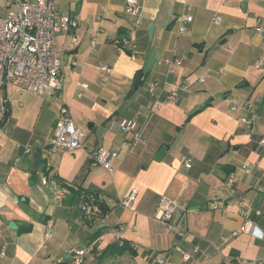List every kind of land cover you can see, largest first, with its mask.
Here are the masks:
<instances>
[{
    "label": "crops",
    "instance_id": "obj_1",
    "mask_svg": "<svg viewBox=\"0 0 264 264\" xmlns=\"http://www.w3.org/2000/svg\"><path fill=\"white\" fill-rule=\"evenodd\" d=\"M126 1L53 0L57 13L78 22L74 31L56 35L61 96L7 86L0 130V264H160L156 256L163 264H264V146L257 143L264 138V0H135L133 14L125 12ZM186 4L192 19L179 33L176 18ZM122 36L133 38L136 48L117 46L114 39ZM169 56L181 64L170 67L164 62ZM99 64L111 70L102 72ZM149 81L158 84L153 93ZM81 82L87 87L78 97ZM171 90L176 99L168 101ZM150 101H156L155 114L143 141L128 151L117 122ZM62 102L84 133L83 146L51 152ZM248 102L255 115L251 129L241 122L250 115ZM97 145L117 151L111 170L92 163ZM183 155L191 158L190 167L180 163ZM230 173L236 176L232 186ZM132 188L136 198L125 208L119 201ZM87 191L107 207L90 220L80 209ZM160 195L178 204L173 220L183 236L166 233L154 218ZM245 210L254 232L231 236ZM117 235L127 242L122 251L114 247ZM87 243L93 249L75 262L72 252ZM182 252L191 257L183 259Z\"/></svg>",
    "mask_w": 264,
    "mask_h": 264
},
{
    "label": "built area",
    "instance_id": "obj_2",
    "mask_svg": "<svg viewBox=\"0 0 264 264\" xmlns=\"http://www.w3.org/2000/svg\"><path fill=\"white\" fill-rule=\"evenodd\" d=\"M1 6L4 12H0V130L6 120L8 101L6 90L9 84L16 85L18 88L38 96L48 93H57L58 96H61L62 81L60 59L56 50V35L62 31H74L78 26L77 19L74 16L68 13L56 12L53 0H2ZM135 9V0H127L124 8L125 12L133 14ZM189 11L190 5L186 4V12L176 18L179 22V33L185 31L183 23L192 19ZM220 19V15L214 16L215 22H219ZM256 31L263 32V28L257 27ZM71 39L72 41L77 40L74 33L71 34ZM114 43L120 48L130 51L136 48L134 39L127 36L114 39ZM90 46L92 50L96 46L94 37L91 38ZM164 62L173 67L180 65L181 59L178 56H169L164 58ZM260 63L258 62L257 65H260ZM98 68L102 72L111 70L103 64H99ZM199 81L202 82L203 78H199ZM78 86L79 90L76 95L81 97L80 88H86L87 84L81 82ZM157 87L158 84L155 81H149L147 84L150 93H153ZM166 99L168 101L175 100L176 91L171 90ZM156 108V101H150L143 108L137 110L134 117L122 118L117 122V128L124 135L128 151H132L143 141L145 128L153 118ZM236 109L237 102L232 100L231 110ZM246 109L250 112V115L242 117L241 122L245 127L251 129L255 117L253 104L248 102ZM83 136L82 129L73 120L69 105L62 102L53 126L48 149L51 152L73 151L83 146ZM257 143L260 147L264 146V138L259 139ZM90 156L93 164L111 170V160L117 156V151L97 145L91 150ZM191 162L192 160L188 156L183 155L180 157V163L184 167H190ZM242 168L245 172L250 171L248 167L244 166ZM235 180V174L230 173L227 177V183L232 186ZM136 194V189L132 188L119 201V204L125 208H131ZM99 201L100 198L97 194L85 192L82 195L80 209L86 220H90L101 213ZM210 205L212 208L218 207L216 202H212ZM177 209L178 204L174 200L166 195H160L153 216L163 223L166 233L174 231L177 235L183 236L185 230L173 220V215ZM254 212L256 215L260 214L258 209ZM246 213V210L242 212L245 219L238 230L231 232V236L239 233L252 234L254 232L256 224L246 217ZM50 227L51 221H48L45 236H49ZM119 229H122V227H119ZM117 241L122 244L118 235ZM92 249L93 244L87 243L84 248L72 252V259L77 263L82 262L84 255ZM197 251L198 248L195 247L194 252ZM182 257L183 259H189L191 254L182 252ZM164 260L162 256L155 257V261L160 264H163Z\"/></svg>",
    "mask_w": 264,
    "mask_h": 264
},
{
    "label": "water",
    "instance_id": "obj_3",
    "mask_svg": "<svg viewBox=\"0 0 264 264\" xmlns=\"http://www.w3.org/2000/svg\"><path fill=\"white\" fill-rule=\"evenodd\" d=\"M148 30H149V32L150 33H152L151 31H152V26H150L149 28H148ZM141 73L139 72V73H137V75H136V79H135V83H134V88H136L137 87V85H138V83H139V80H140V78H141ZM165 151V146H162L159 150H158V152L156 153V155H155V159L156 160H159L161 157H162V155H163V152ZM9 226H11V227H15V224L13 223V222H10L9 223ZM67 256H69V254L67 255Z\"/></svg>",
    "mask_w": 264,
    "mask_h": 264
},
{
    "label": "trees",
    "instance_id": "obj_4",
    "mask_svg": "<svg viewBox=\"0 0 264 264\" xmlns=\"http://www.w3.org/2000/svg\"><path fill=\"white\" fill-rule=\"evenodd\" d=\"M87 192L92 193V194H96V193L91 192V191H87ZM99 205H100L101 213L105 212L107 210V207L104 205V203L101 200L99 201ZM126 243H127L126 241L125 242L123 241V243L120 245H119V243H116L114 245V247L117 251H122L123 249H125Z\"/></svg>",
    "mask_w": 264,
    "mask_h": 264
},
{
    "label": "rangeland",
    "instance_id": "obj_5",
    "mask_svg": "<svg viewBox=\"0 0 264 264\" xmlns=\"http://www.w3.org/2000/svg\"><path fill=\"white\" fill-rule=\"evenodd\" d=\"M0 12L3 13V12H4L3 9H0ZM76 125H77V124H76Z\"/></svg>",
    "mask_w": 264,
    "mask_h": 264
}]
</instances>
